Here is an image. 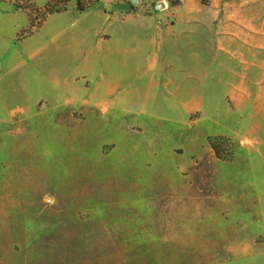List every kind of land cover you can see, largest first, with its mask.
Instances as JSON below:
<instances>
[{
	"label": "rangeland",
	"instance_id": "374dc122",
	"mask_svg": "<svg viewBox=\"0 0 264 264\" xmlns=\"http://www.w3.org/2000/svg\"><path fill=\"white\" fill-rule=\"evenodd\" d=\"M3 1L0 264H264V0Z\"/></svg>",
	"mask_w": 264,
	"mask_h": 264
},
{
	"label": "crops",
	"instance_id": "0c3cea01",
	"mask_svg": "<svg viewBox=\"0 0 264 264\" xmlns=\"http://www.w3.org/2000/svg\"><path fill=\"white\" fill-rule=\"evenodd\" d=\"M3 2V3H2ZM39 9H43L44 5L43 4H36ZM26 10L22 9H16L13 4L5 2L3 0H0V18H3L4 20H8L9 18H13L14 21H21L23 23H29V19L27 14H25ZM144 57V54H141V57ZM84 74H92L91 70H84ZM82 78H85V76H81ZM77 78L75 83L73 84L71 90L77 97V101L73 102L72 107H75V111L78 112V115L80 113L83 114H90L94 111H98L99 114H105L108 112V104L106 101H104V95H98L97 92V87L94 89H90L89 85L87 83L81 84V83H76ZM188 95V94H187ZM186 92L183 91V94L181 95L180 91V96L181 97H186ZM184 104V103H183ZM68 106V105H67ZM185 106V104H184ZM160 221V220H158ZM163 229V228H170L169 223H155V229Z\"/></svg>",
	"mask_w": 264,
	"mask_h": 264
},
{
	"label": "water",
	"instance_id": "95a60500",
	"mask_svg": "<svg viewBox=\"0 0 264 264\" xmlns=\"http://www.w3.org/2000/svg\"><path fill=\"white\" fill-rule=\"evenodd\" d=\"M173 1H177V0H173ZM137 3V0H131V4L134 5ZM175 3V2H174Z\"/></svg>",
	"mask_w": 264,
	"mask_h": 264
}]
</instances>
